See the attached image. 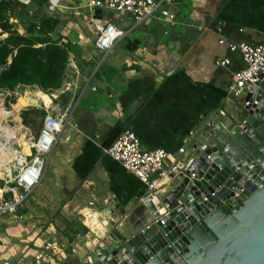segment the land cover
Listing matches in <instances>:
<instances>
[{
	"label": "crops",
	"instance_id": "crops-1",
	"mask_svg": "<svg viewBox=\"0 0 264 264\" xmlns=\"http://www.w3.org/2000/svg\"><path fill=\"white\" fill-rule=\"evenodd\" d=\"M86 2L61 0L54 11L46 3L36 8L37 0L29 6L32 12L37 9L39 14L58 18L51 37L68 48V62L58 88L45 92L32 85L37 96L46 95L49 103L42 97L33 102L27 94L18 101L30 100L22 106L42 102L49 109L58 106L68 111L71 123L49 155L54 162V182L40 187L33 196L44 198L59 187L61 192H71L72 199L64 207L77 210L86 229L98 224L101 217L105 221L104 212L113 206L117 210L110 219L131 227L147 213L143 208L137 210L146 188L106 154V148L121 131L129 129L143 149H163L179 157L183 165L189 163L192 131L214 113L220 119L224 112H232L228 90L243 62L228 44H258L264 39V0H173L174 27L156 14L134 25L124 13L90 11ZM20 7L18 3L12 20L24 35ZM106 20L125 33L104 54L94 44L95 24ZM1 35L0 39L6 36ZM225 58L229 59L227 65L216 64L217 59ZM41 112L42 118L43 109ZM41 118L34 132L40 128ZM182 146L185 153L179 155ZM167 183L156 193L164 191ZM87 211L91 216L84 215ZM74 241L69 244L76 253L69 254L63 264H74L84 254V246L91 248L96 242L88 233L80 242Z\"/></svg>",
	"mask_w": 264,
	"mask_h": 264
},
{
	"label": "water",
	"instance_id": "water-1",
	"mask_svg": "<svg viewBox=\"0 0 264 264\" xmlns=\"http://www.w3.org/2000/svg\"><path fill=\"white\" fill-rule=\"evenodd\" d=\"M231 99L192 131L166 189L139 201L145 216L123 226L108 208L74 264H264V79Z\"/></svg>",
	"mask_w": 264,
	"mask_h": 264
},
{
	"label": "built area",
	"instance_id": "built-area-1",
	"mask_svg": "<svg viewBox=\"0 0 264 264\" xmlns=\"http://www.w3.org/2000/svg\"><path fill=\"white\" fill-rule=\"evenodd\" d=\"M15 1L24 6L29 15L33 13L29 6L34 0ZM60 4L61 0H46V7L50 11L57 9ZM172 4L173 0H87L86 7L90 11L104 9L124 13L134 25H139L156 14L169 27H174L176 16ZM95 30V47L104 54L125 33L111 20L96 23ZM219 43L223 44L224 41L220 40ZM228 48L231 52L238 53L243 62V66L234 72L228 90L229 98H237L244 90L251 92L264 79V39L258 44L229 43ZM228 63V58L216 60V64L221 66ZM2 69L3 66L0 65V72ZM35 89L36 87L26 84H18L13 90L0 87V217L13 216L23 208L27 198L42 180L51 151L65 127L71 124L68 111L58 106L49 109L42 102L41 105L27 103L23 107H16L18 98L24 97L27 91L29 97H38ZM257 104L258 101L254 98L252 102H244L247 107ZM29 107L44 111L37 132L32 131L30 125H26L22 119V112ZM105 153L145 186V196L154 195L165 181H169L171 173L183 165L179 157L171 156L163 149H143L138 137L129 129L121 131ZM183 153L184 146L177 151L179 155ZM194 176V173L190 174V178ZM165 214L166 211H160V216ZM84 215L91 216L89 211ZM93 225L96 223L88 227L90 235H96L98 225L95 228ZM75 253L76 249L67 241L48 236L29 259L21 257L12 263L2 264H63L69 254Z\"/></svg>",
	"mask_w": 264,
	"mask_h": 264
},
{
	"label": "trees",
	"instance_id": "trees-1",
	"mask_svg": "<svg viewBox=\"0 0 264 264\" xmlns=\"http://www.w3.org/2000/svg\"><path fill=\"white\" fill-rule=\"evenodd\" d=\"M46 0H37L36 8L43 6ZM15 0H0V30L6 34L0 39V87L13 90L18 84L37 85L45 92L61 85L62 74L68 62V48L58 44L51 32L58 24V18L33 12L28 14L24 6L18 14L34 19L25 24V34H19L15 22ZM24 111L23 121L27 123Z\"/></svg>",
	"mask_w": 264,
	"mask_h": 264
},
{
	"label": "rangeland",
	"instance_id": "rangeland-1",
	"mask_svg": "<svg viewBox=\"0 0 264 264\" xmlns=\"http://www.w3.org/2000/svg\"><path fill=\"white\" fill-rule=\"evenodd\" d=\"M22 17L25 24L34 19L32 16L25 17V14ZM38 97H42L46 103H49L46 95L40 93ZM31 98L33 102L37 101V97ZM41 110L33 107L26 115L27 123L31 124L32 131L39 127ZM53 166L54 162L50 158L40 185L33 190L17 214L0 217V264L12 263L21 257L29 259L48 236L72 243L75 242L74 240L80 242L88 233V229L82 223V215L77 210L64 207L72 199L70 191L61 192L58 187L51 190L50 194L44 198L33 196L37 189L54 182L56 175Z\"/></svg>",
	"mask_w": 264,
	"mask_h": 264
},
{
	"label": "bare ground",
	"instance_id": "bare-ground-1",
	"mask_svg": "<svg viewBox=\"0 0 264 264\" xmlns=\"http://www.w3.org/2000/svg\"><path fill=\"white\" fill-rule=\"evenodd\" d=\"M26 94L28 95L29 92L27 91ZM21 99H22V98H21ZM32 100H33V99H32ZM24 101H25V102H30V100H29L28 98L24 99ZM24 101H23V100H21V101L19 100V101H18V104H17L16 107H17V108H19V107H23V106H22V104H23L22 102H24ZM21 103H22V104H21ZM19 104H20V105H19ZM22 144L24 145V142H22ZM93 216H94V215H93ZM88 218H89V217H88ZM92 218H93V217H92ZM94 220H95V219H94ZM94 220H93V221H94ZM96 220H97V219H96ZM98 221H99V220H98ZM94 222H95V221H94ZM95 223H96V222H95ZM97 225H98V224L96 223L95 226H97ZM95 226H94L93 228H95ZM98 226H99V225H98ZM94 240H95V239H94Z\"/></svg>",
	"mask_w": 264,
	"mask_h": 264
}]
</instances>
